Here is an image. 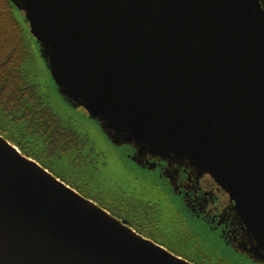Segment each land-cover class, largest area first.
<instances>
[{
    "label": "water",
    "instance_id": "obj_1",
    "mask_svg": "<svg viewBox=\"0 0 264 264\" xmlns=\"http://www.w3.org/2000/svg\"><path fill=\"white\" fill-rule=\"evenodd\" d=\"M7 1L24 70L54 115L104 137L118 186L160 187L214 262L264 264V0ZM0 264L192 263L0 136Z\"/></svg>",
    "mask_w": 264,
    "mask_h": 264
},
{
    "label": "flooded vegetation",
    "instance_id": "obj_2",
    "mask_svg": "<svg viewBox=\"0 0 264 264\" xmlns=\"http://www.w3.org/2000/svg\"><path fill=\"white\" fill-rule=\"evenodd\" d=\"M56 121L57 130L48 129V123L45 128L39 125L37 129L30 131L25 119L19 126L16 123L14 125L12 119H8L4 125H0V136L22 156L36 162L67 187L91 200L112 217L129 224L137 234L165 237L169 244L182 249L181 255L197 254L201 260L204 258L202 261L210 264H229L220 260L214 262L209 257L210 254L204 250L186 224L182 211L169 202L168 196L160 187L151 184L146 189L143 186L134 188L133 185H128L124 191L110 175L107 179L99 180L107 166L103 145L98 146L104 137L100 135L97 139L93 138L88 129L82 133L71 121ZM179 179L174 178L172 185L183 187L185 192L194 190L188 200L202 198L198 195V183L195 184L191 178L189 181ZM204 211L210 218L218 219L222 208L214 198L209 200ZM151 221L153 222L150 224Z\"/></svg>",
    "mask_w": 264,
    "mask_h": 264
},
{
    "label": "trees",
    "instance_id": "obj_3",
    "mask_svg": "<svg viewBox=\"0 0 264 264\" xmlns=\"http://www.w3.org/2000/svg\"><path fill=\"white\" fill-rule=\"evenodd\" d=\"M13 10L7 0H0V125L12 119L13 124L19 126L25 119L30 131L39 125L45 128L48 123L50 125L46 126L48 129L57 130L56 120L61 119L53 114L44 96L40 94V88L34 82L35 77L23 68L31 58L29 43L21 25L14 17ZM29 107H31L30 111ZM143 237L192 264H210L202 261L204 258L201 260L197 254L181 255L182 249L172 243L169 244L165 237Z\"/></svg>",
    "mask_w": 264,
    "mask_h": 264
},
{
    "label": "rangeland",
    "instance_id": "obj_4",
    "mask_svg": "<svg viewBox=\"0 0 264 264\" xmlns=\"http://www.w3.org/2000/svg\"><path fill=\"white\" fill-rule=\"evenodd\" d=\"M31 48V47H30ZM31 51H32V54L33 56L35 57L36 55V51H35V48H34V45L32 46L31 48ZM33 59V58H32ZM39 60V59H38ZM38 60L35 58L34 62H38ZM97 142V141H96ZM99 146V144H98ZM100 147V146H99ZM104 155H105V151H104ZM105 159H106V163H107V166H106V169L104 170L103 169V173L99 176V180L100 178L101 179H107L108 178V175H110L111 177H113L117 182H123V181H126L125 179H123V176L120 175L121 174V171L120 169L116 166L115 162L112 161V159L108 156L105 155ZM129 180V179H128ZM126 181V183L124 184H127L129 183V181ZM101 181V180H100ZM97 182V181H96Z\"/></svg>",
    "mask_w": 264,
    "mask_h": 264
}]
</instances>
